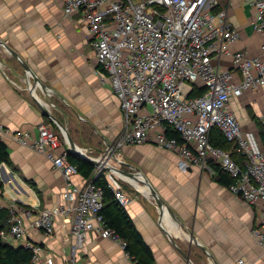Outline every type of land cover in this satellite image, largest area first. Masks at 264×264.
<instances>
[{
  "label": "crops",
  "instance_id": "1",
  "mask_svg": "<svg viewBox=\"0 0 264 264\" xmlns=\"http://www.w3.org/2000/svg\"><path fill=\"white\" fill-rule=\"evenodd\" d=\"M218 2L239 33L230 49L264 60V36L254 30L251 6L245 0ZM0 40L38 78L35 82L27 77L19 60L0 45V123L8 131L1 139L8 160L0 163V207L14 210L15 218L26 228L27 239L52 254L55 264H134L119 242L94 231L72 253L75 239L67 216L55 219L51 235L30 224L40 211L63 202L65 180L43 155L20 145L14 132L28 130L35 137L37 125L45 122L61 135L58 124H63L81 153L99 157L124 127L123 111L109 80L95 72V51L83 13L66 17L63 0H0ZM219 66L234 69L230 57L222 58ZM227 109L238 117L242 132L264 149L260 137L264 85L232 97ZM61 143L58 152L67 151L66 141ZM115 150L121 163L112 159L109 163L135 173L140 180L109 170L103 175L115 178L130 196L125 209L151 250L153 264H240V259L242 264H264V245L253 234L262 221L259 207L232 193L214 172L198 166L181 170L175 152L151 142ZM142 176L174 217L135 187L134 182L147 189ZM82 180V176L76 177V181Z\"/></svg>",
  "mask_w": 264,
  "mask_h": 264
},
{
  "label": "built area",
  "instance_id": "2",
  "mask_svg": "<svg viewBox=\"0 0 264 264\" xmlns=\"http://www.w3.org/2000/svg\"><path fill=\"white\" fill-rule=\"evenodd\" d=\"M245 1L254 10V30L264 36V0ZM218 4V0H63V9L66 17L83 13L95 51V72L109 80L123 111L124 127L114 148L151 142L175 152L178 168L184 171L198 166L214 172L209 162L218 164L233 179L228 189L259 207L262 221L253 234L264 245V149L242 132L238 117L227 109L232 97L264 85V60L230 49L239 33ZM225 57H230L234 69L220 68ZM196 87L203 91L191 95ZM214 127L234 146L240 160L210 142ZM168 128L179 138L167 135ZM37 130L33 137L28 130L18 129L14 137L59 169L65 188L63 202L40 211L31 227L51 235L55 219L67 216L75 239L72 253L93 231L125 249L126 242L98 214L102 189L94 180L103 172L95 167L93 179L76 181L77 166L67 160L66 150L58 152L65 140L62 130L59 135L45 122ZM7 132L0 123V140ZM108 152L105 148L100 153L102 161ZM107 186L126 208L131 198L115 178L108 177ZM8 209L10 226L0 231L2 240L30 248L32 264H55L52 254L27 239L26 228Z\"/></svg>",
  "mask_w": 264,
  "mask_h": 264
},
{
  "label": "trees",
  "instance_id": "3",
  "mask_svg": "<svg viewBox=\"0 0 264 264\" xmlns=\"http://www.w3.org/2000/svg\"><path fill=\"white\" fill-rule=\"evenodd\" d=\"M203 89L194 88L191 95L200 94ZM169 136L179 138L177 132L171 128L166 130ZM260 137L264 145V130H260ZM210 142L214 146L221 147L226 151L231 152V156L235 160H240V155L235 151L234 146L228 142L221 131L214 127L210 132ZM8 160V150L6 145L0 140V163ZM67 160L75 164L78 168V173L83 179H93L94 165L88 160L75 155L67 154ZM210 167L216 174V179L229 186L233 179L225 172L218 164L209 162ZM94 183L102 189V208L98 211L104 220L106 227L114 231L119 239L126 242L125 252L128 254L133 263L153 264V255L149 247L145 244L141 234L137 231L134 223L128 215L126 209L121 207L111 189L107 186V179L103 174L95 178ZM10 212L6 207H0V231L7 229L10 226ZM0 264H32V251L22 245H12L4 242L0 236Z\"/></svg>",
  "mask_w": 264,
  "mask_h": 264
},
{
  "label": "water",
  "instance_id": "4",
  "mask_svg": "<svg viewBox=\"0 0 264 264\" xmlns=\"http://www.w3.org/2000/svg\"><path fill=\"white\" fill-rule=\"evenodd\" d=\"M0 45H3L16 59L19 60V62L21 63V65L25 69L27 77L28 76L32 77L35 82H38L37 76L30 70L29 66L26 63H23L21 61L19 55L14 50H12L10 47L6 46L1 40H0ZM29 86H30V84H29ZM30 90L32 92V86L30 87ZM43 113H44V115L49 116V114L45 110V108H43ZM50 117H51V115H50ZM58 125H59L60 129L62 130V132L64 134L65 141H66V144H67V152L69 154L75 155V156H78V157H82V158L88 160L89 162H91L94 165V167H97V168L100 169V171H99L100 173L103 172L104 170H109V171H112L114 173H119V174H121V175H123L125 177H128V178L132 177V178H136V179L140 180L139 178L136 177V175H134L135 173L129 172V171H125V170L120 169L119 167L109 163L110 159H112L113 161L121 163V161L115 155V151H116L115 149L116 148H114L113 145H107L106 148L109 150V152L106 154V157H105L104 161H102V158H103L102 155L99 156V157H90V156H88L86 154L81 153L78 150L77 146L74 144L73 139L71 138V136L67 132L65 126L63 124H58ZM102 152H103V150L100 151V153H102ZM105 162H108V163L105 164ZM137 175H138V173H137ZM142 182H144L146 184V186H147V190L148 191L146 193L154 199L156 204L159 206L160 210L163 212V209H165V210L168 211V213L171 214V216H173L172 212H171L170 208L168 207V205L166 204V202L157 194L155 189L145 179V177H143ZM190 237H191V235H190ZM191 238H193V236ZM199 247H201L203 250H205V247H203L202 245H199Z\"/></svg>",
  "mask_w": 264,
  "mask_h": 264
},
{
  "label": "bare ground",
  "instance_id": "5",
  "mask_svg": "<svg viewBox=\"0 0 264 264\" xmlns=\"http://www.w3.org/2000/svg\"><path fill=\"white\" fill-rule=\"evenodd\" d=\"M117 174V173H116ZM120 175V174H118ZM120 176H123V175H120ZM124 177V176H123ZM133 181V180H132ZM134 182V181H133ZM135 185L136 188H138L139 190L143 191V192H147V189L146 190H142L140 189V187L138 186V184L136 182L133 183ZM144 184V183H143Z\"/></svg>",
  "mask_w": 264,
  "mask_h": 264
},
{
  "label": "rangeland",
  "instance_id": "6",
  "mask_svg": "<svg viewBox=\"0 0 264 264\" xmlns=\"http://www.w3.org/2000/svg\"><path fill=\"white\" fill-rule=\"evenodd\" d=\"M220 4V3H219Z\"/></svg>",
  "mask_w": 264,
  "mask_h": 264
}]
</instances>
